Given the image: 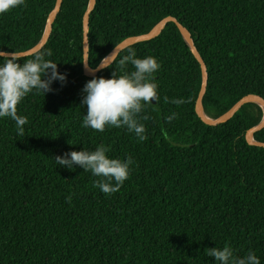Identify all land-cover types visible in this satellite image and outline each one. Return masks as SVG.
<instances>
[{"label": "trees", "instance_id": "trees-1", "mask_svg": "<svg viewBox=\"0 0 264 264\" xmlns=\"http://www.w3.org/2000/svg\"><path fill=\"white\" fill-rule=\"evenodd\" d=\"M89 2L62 0L37 51L52 53L48 59L66 81L17 105L28 120L25 136L0 119V264H213L207 248L215 246L240 256L252 250L264 264V147L246 139L263 107L248 102L227 121L205 122L196 112L200 62L170 21L116 58L133 49L160 63L158 99L141 113L146 139L125 128L82 127V88L93 77L83 68ZM55 3L25 0L0 14V50L35 46ZM169 15L191 32L207 65L206 116L226 113L250 93L264 99V0H96L88 20L90 66ZM114 66L95 76L109 78ZM254 138L264 142V127ZM101 144L110 157L133 158L129 178L110 195L93 186L90 172L53 161Z\"/></svg>", "mask_w": 264, "mask_h": 264}, {"label": "clouds", "instance_id": "clouds-1", "mask_svg": "<svg viewBox=\"0 0 264 264\" xmlns=\"http://www.w3.org/2000/svg\"><path fill=\"white\" fill-rule=\"evenodd\" d=\"M25 0H0V14L18 6H24ZM50 51L35 53L31 58L19 56L16 51H0V119L7 117L14 122L17 137L25 136L28 120L17 113V105L29 94H44L53 91V81H66V73L59 72L57 62ZM21 59L23 62L21 63ZM114 66L109 78L93 76L82 88L81 105H86V114L82 117V127L103 132L106 128H125L134 133L139 141H144L145 127L141 120L144 107L153 99H158V85L155 74L160 69L158 60L151 56L138 57L133 49L116 59L114 52L101 59L93 71ZM131 65V69H128ZM179 103V101H175ZM173 113L167 119L171 120ZM71 144V143H69ZM105 145H97L89 150H69L53 158L55 165L73 170L74 166L90 172L93 186L102 193L110 195L117 192L131 173L133 158L123 160L108 155ZM70 202L71 197H66ZM207 256L214 258L213 264H259L252 250L244 255L234 254L230 246L207 248Z\"/></svg>", "mask_w": 264, "mask_h": 264}, {"label": "water", "instance_id": "water-1", "mask_svg": "<svg viewBox=\"0 0 264 264\" xmlns=\"http://www.w3.org/2000/svg\"><path fill=\"white\" fill-rule=\"evenodd\" d=\"M62 0H56L55 6L54 8L50 11L49 15H48V19H47V24H46V29L45 32L41 38V40L32 48L28 49V50H24V51H20V52H16L19 56H27L30 54H33L37 51H39L48 41L51 31H52V24L54 21V18L61 6ZM96 0H90L89 2V6L87 8V10L84 13V62H83V68H84V73L90 76H95L99 73L100 70H96L93 71V67L90 66L89 64V37H88V20L91 14V11L93 10L94 6H95ZM170 21H173L176 23V25L178 26V28L180 29L182 35L184 36V38L186 39L187 43L190 45V48L193 52V54L195 55V57L197 58V60L200 62L201 65V69H202V83H201V88L198 94V97L196 99V112L198 113L199 116H201V118L209 123V124H219L221 122L227 121L228 119H230L232 117V115L240 109V107L248 102H256L258 104H260L263 107L264 110V99L258 95V94H247L245 96H243L238 102H236L232 108L230 110H228L226 113L216 117V118H210L208 116L205 115L204 110H203V98L204 95L206 93L207 90V84H208V71H207V65L204 61V58L201 56L198 48L195 45L194 39L192 37L191 32L174 16H166L164 17L158 24H156L151 30H149L148 32L139 34V35H134V36H130L126 39H124L120 44H118L114 49H112L105 57L109 56L110 54H112L114 52V55L118 56V54L120 53L121 50H123L124 48L139 42V41H143V40H149L152 39L156 36H158L163 29L165 28L166 24ZM2 51V50H0ZM2 52H6V53H11V52H7V51H2ZM102 70V69H101ZM153 103H156V100H152ZM264 127V115L261 119V121L256 124L255 126L251 127L250 129H248L247 133H246V139L250 144H254L257 146H262L264 147V142L263 141H258L254 138V133L255 131H257L258 129Z\"/></svg>", "mask_w": 264, "mask_h": 264}]
</instances>
